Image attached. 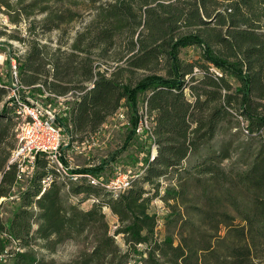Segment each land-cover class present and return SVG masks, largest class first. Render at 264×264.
<instances>
[{"label": "trees", "instance_id": "1", "mask_svg": "<svg viewBox=\"0 0 264 264\" xmlns=\"http://www.w3.org/2000/svg\"><path fill=\"white\" fill-rule=\"evenodd\" d=\"M0 7L12 16V0H0ZM32 8L26 7L25 15H32ZM49 14L41 36L79 17L69 10ZM91 16L68 50L36 41L25 55H16L20 83L46 107L71 95L69 116L61 124L78 143L96 136L121 107L136 127L137 112L147 107L157 156L148 157L142 176L119 196L86 179L59 183L53 170L54 180L44 189L51 169L41 159L10 223L0 224V264H47L35 246L54 251L88 235L94 236L93 251L69 264H251L254 243L264 247V141L239 153L232 139L202 153L236 121L247 123L244 131L253 139L263 133L264 0H106ZM185 48L201 50L200 56L184 62ZM95 51L102 60L114 56L123 65L104 70L93 59ZM9 94L0 77V200L11 196L18 173L16 167L7 170L19 125ZM237 153L236 163L227 165ZM191 156L201 162L185 169ZM101 168L73 172L96 175ZM169 175L179 183L161 185ZM193 187L199 195L185 215L171 204L189 198ZM159 198L172 209L165 218L152 209ZM106 209L118 218L114 235ZM237 219L241 228L234 227ZM162 228L174 230L163 235ZM223 228L227 233L219 237ZM9 242L16 244L14 251Z\"/></svg>", "mask_w": 264, "mask_h": 264}, {"label": "rangeland", "instance_id": "2", "mask_svg": "<svg viewBox=\"0 0 264 264\" xmlns=\"http://www.w3.org/2000/svg\"><path fill=\"white\" fill-rule=\"evenodd\" d=\"M19 0H12L14 10L9 15L5 8L0 7V77L5 82L12 80L11 65L14 63L16 55H25L28 47L36 41H39L42 45L47 44L52 50L58 49L62 51L68 50L72 43L76 40L78 35L85 31L88 22L92 19V9L100 5L106 0H24L22 3ZM46 1V2H44ZM98 1H101L99 4ZM29 5H33L32 15L27 16L24 13V9ZM44 7H48L49 12L43 13ZM30 9V8H29ZM71 11L79 14V17L72 23L63 24L60 30H55L50 33L40 35L42 29L40 27L41 22L48 19L49 13H60L62 11ZM19 18V23H14L11 17ZM5 34V36H2ZM24 39V42L18 39ZM127 42H123L120 46L122 56L127 54ZM6 45V46H5ZM200 51L195 48H185L181 52V59L186 61H194L200 56ZM98 52H94L93 59L97 65H101L102 69H107L110 72L113 68L123 65V62H117L114 56L107 60H102L97 56ZM126 66V65H125ZM144 71L138 72L136 78L142 76ZM128 74L124 73V80L128 79ZM29 93V92H28ZM189 94V90H187ZM37 96V95H36ZM189 96V95H188ZM39 98V97H38ZM190 98V97H189ZM4 104L0 103V112ZM53 108L58 105L56 101L52 104ZM139 109V108H138ZM126 117L128 123H122L115 117L108 119L105 126L102 127L100 135L94 136L87 141L90 144H95L91 149H87L84 153H76L75 151L68 154L67 162L73 167L74 170L97 167L101 168L96 173L97 177H104L110 179L116 176L117 173H127L130 171H137L141 169L139 165L141 161L146 164L148 157L151 155V148L153 145V139L139 137L135 133V126L132 125L130 119L129 110L125 107ZM138 123L141 119L140 110L137 112ZM137 123V125H138ZM247 123L242 120L236 121L232 126H224V130L220 132V136L212 142V144L205 145L202 156L208 152V147L218 150L220 145L224 142H228L233 139L235 148L243 150H254L257 145L264 141V130L260 138L253 139L245 133L244 129ZM234 148V149H235ZM238 153L234 155L233 159L227 162V165L233 166L238 158ZM201 162V158L198 156H191L184 163V168L188 169ZM165 180L161 185L163 186H174V183L178 184L179 181L175 175H169L164 178ZM62 180L59 179V183ZM26 183H21L18 186L16 192L12 193L14 196L12 199H2L0 201V224L7 225L10 223L15 212L21 205V197L16 199V194L21 196L22 190ZM152 187L149 188L151 190ZM67 189L63 190V196L65 197L66 203L71 205L73 202L68 197ZM153 195L152 193L150 194ZM199 193L195 187L190 191L189 198L180 199V203L177 204L175 201L171 206H176L179 212L186 215L187 208L191 204L197 202ZM100 199V198H99ZM154 212L161 215L163 218L171 214L172 209L162 199L154 200L152 204ZM232 210V209H230ZM107 215V220L110 224L111 234L114 235L118 227V218L109 210H104ZM231 214L237 216V214L231 211ZM243 223L237 219L234 227L241 228ZM174 229L162 228L160 233L163 235L173 232ZM227 233L225 228L219 234V237H224ZM116 240L123 252L125 246L123 245L122 236L116 237ZM217 239L213 240V248L215 247ZM228 244L232 243V239H229ZM41 245V244H39ZM94 236L88 235L78 239L76 241H66L59 245L54 251L42 248L43 246H35V250L38 253L39 258L44 259L47 264H69L76 260L81 259V255L85 253H91L94 247ZM8 248L14 251L17 246L15 243L9 242ZM253 261L251 264H264V247L259 243L255 242L253 246Z\"/></svg>", "mask_w": 264, "mask_h": 264}, {"label": "built area", "instance_id": "3", "mask_svg": "<svg viewBox=\"0 0 264 264\" xmlns=\"http://www.w3.org/2000/svg\"><path fill=\"white\" fill-rule=\"evenodd\" d=\"M11 73L12 80L9 83L3 81V84L10 91L8 99L16 106V117L19 120L16 130L17 146L12 152L7 166V170L12 166L16 167L18 172L17 184L13 188V192H16L21 183H26L23 192L26 186L34 180L41 159H46L48 167L51 169L49 175L42 181L44 189L49 187L54 180L52 170L67 183H77L81 179H86L91 185L105 187L115 196L124 193L134 181L142 176L146 169V164H143V161L139 164L140 170L123 174L117 173L115 177L110 179L97 177L92 173L78 174L73 172V167L67 162L68 154L73 151L84 153L95 144H90L88 141L84 143L75 142L73 134L67 133L61 124V120L69 116V107L66 102L71 99V95L66 98H59V103L54 108L52 106L46 107L43 102L34 99L28 92H25L27 89L20 83L16 60L11 65ZM140 116L141 119L135 128V133L139 137L147 135V138L150 137L154 142L152 126L147 117V107L140 111ZM113 117L122 123H128L125 107H121ZM101 131L96 136L100 135ZM151 150L150 158L153 160L158 153L154 143ZM13 197L11 194L9 198L12 199ZM15 197L17 199L21 196L16 194ZM90 202L93 203L95 200L91 199ZM1 259L2 257H0Z\"/></svg>", "mask_w": 264, "mask_h": 264}]
</instances>
